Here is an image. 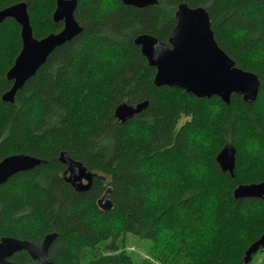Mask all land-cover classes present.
Listing matches in <instances>:
<instances>
[{
    "label": "trees",
    "instance_id": "16d2710c",
    "mask_svg": "<svg viewBox=\"0 0 264 264\" xmlns=\"http://www.w3.org/2000/svg\"><path fill=\"white\" fill-rule=\"evenodd\" d=\"M21 1L34 37L61 29L51 19L55 0H0V9ZM102 2L78 0L82 31L48 55L13 103L1 95L11 86L5 74L21 48L20 28L9 18L0 24V160L18 153L43 160L0 186V238L40 242L55 232L54 264H135L122 245L126 233L161 247L150 251L158 264H249L245 250L264 234V199L232 192L264 182V153L244 149L253 138L264 143V0H158L144 8L107 0L103 9ZM181 3L205 8L219 47L258 76L254 102L232 94L226 105L153 85L155 69L133 40L148 33L167 42ZM144 100L125 122L114 117L118 104ZM226 145L235 148L233 177L215 161ZM61 151L95 174L87 191L63 180ZM107 187L113 208L102 211L96 200ZM11 260L34 263L25 251Z\"/></svg>",
    "mask_w": 264,
    "mask_h": 264
},
{
    "label": "water",
    "instance_id": "95a60500",
    "mask_svg": "<svg viewBox=\"0 0 264 264\" xmlns=\"http://www.w3.org/2000/svg\"><path fill=\"white\" fill-rule=\"evenodd\" d=\"M120 1L135 8L158 3V0ZM77 5L78 0H55L51 19L55 23L62 22V27L59 31L39 39L33 36L26 2H17L0 9V24L8 18L14 20L19 25L21 39L20 51L5 74L6 79L11 81V86L1 95L2 101L13 103L16 92L35 75L48 55L82 31L75 18ZM174 19L175 25L167 42L160 41L148 33L139 34L133 40L147 65L155 69L153 85L182 89L196 99L215 96L226 105L229 104L232 94L241 96L246 103L254 102L260 86L258 76L237 67L234 60L219 47L205 8L189 7L181 3L177 6ZM147 104V100L136 104L122 102L114 108L113 115L123 123L144 110ZM57 159L65 166L63 180L75 191L84 192L91 187L95 174L87 170L80 161L72 159L63 151ZM215 161L222 172L234 176L235 148L232 145L220 149L215 155ZM42 162L41 158L23 153L3 157L0 160V186L15 174L31 170ZM110 192L111 188L107 187L97 198L96 205L99 210L110 211L113 208ZM232 196L235 199H264V182L239 184L233 189ZM55 238V232L44 235L40 242L2 236L0 264H18L11 260V257L19 251H25L33 261H37L36 264H54L49 257V249ZM261 246H264V234L245 250L244 263L249 262L252 253Z\"/></svg>",
    "mask_w": 264,
    "mask_h": 264
},
{
    "label": "rangeland",
    "instance_id": "374dc122",
    "mask_svg": "<svg viewBox=\"0 0 264 264\" xmlns=\"http://www.w3.org/2000/svg\"><path fill=\"white\" fill-rule=\"evenodd\" d=\"M185 120L186 117H182L180 119V124ZM205 235L207 236V238H213L215 237V231H211L209 233V230L206 231L205 229ZM121 237H123V247L125 248L126 252H128L132 256L135 264H158L157 260L150 254V251L154 253L163 252V249L161 247L152 250L154 244L150 240L148 241L146 239H140L132 234L126 233ZM108 242L109 240L101 243V248H103ZM117 243L120 248V239L117 240ZM254 255L252 256L249 264H264V249L262 251H259L255 256Z\"/></svg>",
    "mask_w": 264,
    "mask_h": 264
},
{
    "label": "clouds",
    "instance_id": "9594fccd",
    "mask_svg": "<svg viewBox=\"0 0 264 264\" xmlns=\"http://www.w3.org/2000/svg\"><path fill=\"white\" fill-rule=\"evenodd\" d=\"M110 5L107 3V0H103L102 4H101V8H107ZM193 136H197L196 133H193ZM198 138V137H197ZM244 149L249 152V153H264V143H261L259 140L253 138L250 139L245 145H244Z\"/></svg>",
    "mask_w": 264,
    "mask_h": 264
},
{
    "label": "flooded vegetation",
    "instance_id": "af4514ba",
    "mask_svg": "<svg viewBox=\"0 0 264 264\" xmlns=\"http://www.w3.org/2000/svg\"><path fill=\"white\" fill-rule=\"evenodd\" d=\"M76 18V17H75ZM77 19V18H76ZM79 22V21H78ZM62 23V22H61ZM79 24H80V22H79ZM82 27V26H81ZM104 255H110L111 254V252L110 251H107V252H104L103 253ZM37 263V261H34V263L33 264H36ZM108 263H111V262H108ZM112 264V263H111Z\"/></svg>",
    "mask_w": 264,
    "mask_h": 264
},
{
    "label": "bare ground",
    "instance_id": "6f19581e",
    "mask_svg": "<svg viewBox=\"0 0 264 264\" xmlns=\"http://www.w3.org/2000/svg\"><path fill=\"white\" fill-rule=\"evenodd\" d=\"M256 100V99H255Z\"/></svg>",
    "mask_w": 264,
    "mask_h": 264
}]
</instances>
